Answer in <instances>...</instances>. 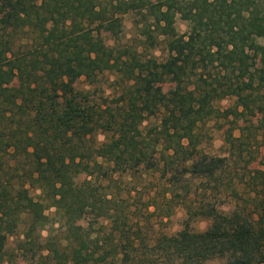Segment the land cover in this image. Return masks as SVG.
Instances as JSON below:
<instances>
[{
  "label": "trees",
  "instance_id": "obj_1",
  "mask_svg": "<svg viewBox=\"0 0 264 264\" xmlns=\"http://www.w3.org/2000/svg\"><path fill=\"white\" fill-rule=\"evenodd\" d=\"M263 4L0 0V264L11 263L8 235L24 222L27 240L20 249L47 252L46 264H264L263 190L256 193L254 213L225 214L211 203L188 202L189 180L217 181L228 161L200 151L204 125L217 118L248 123L239 138L228 130L226 141L234 148L243 145L245 130L264 134V45L255 42L264 39ZM128 14L146 28L143 47L163 38L165 62L110 45L121 39ZM174 14L188 23L186 36L177 32ZM50 23L61 25L58 35L47 34ZM104 72L123 80L116 113L91 104L88 92H65L67 80L93 84ZM166 84L177 91L157 94ZM227 98L235 105L222 112L215 102ZM100 132L107 141L97 146ZM94 157L109 163L110 183L116 174H159L166 212L160 194L144 211L129 196L114 195L109 184L85 180L75 190L71 171ZM30 189L40 191L39 199L24 206ZM175 201L188 212L184 229L153 236L150 217H169ZM49 209L69 226L87 215L103 223L96 232L82 227L68 240L43 243L39 233L50 222ZM197 218L210 220L206 231L193 230Z\"/></svg>",
  "mask_w": 264,
  "mask_h": 264
},
{
  "label": "rangeland",
  "instance_id": "obj_2",
  "mask_svg": "<svg viewBox=\"0 0 264 264\" xmlns=\"http://www.w3.org/2000/svg\"><path fill=\"white\" fill-rule=\"evenodd\" d=\"M264 7V4H263ZM175 27L180 36H186L189 32V25L181 19L178 14H174ZM61 30V25L58 23H50L48 25V35H58ZM106 38H109L107 32L103 33ZM146 28L141 24V18L135 14L125 15L123 18V27L121 39L119 42L108 40L110 45L124 46L131 51H135L143 59H156L159 62H165L169 57V52L163 38L160 39L159 45L156 47H143L142 40L146 37ZM264 45V39H257L255 42ZM256 84L259 82L255 79ZM16 82L14 81L13 84ZM177 86L174 84H166L157 87V94H167L177 91ZM65 92L71 89L74 91L88 92L91 98V104H96L99 109L103 108L107 112L116 113L121 105H118L123 92L124 84L119 74L113 72H104L100 74L96 82L90 84L86 79L67 80L64 84ZM155 92V91H154ZM216 107L224 112L227 109L234 107L235 101L231 98L219 100L215 102ZM101 118V116H100ZM249 118V117H248ZM102 119V118H101ZM256 120V119H253ZM248 123L239 120L237 123L232 118L214 119L204 125L200 133L202 143L199 147L202 153L210 156L227 158L226 168L220 174L217 181H206L203 179H193L190 181V197L188 202L211 203L217 209L225 214L235 210H241L246 213H254L258 200L256 193L264 191V134L261 131H244V143L242 146L232 147L227 143L228 130L232 129L233 136L239 138L242 135L240 127H245ZM146 123L143 125L145 126ZM150 126V125H149ZM143 128V127H142ZM144 129V128H143ZM97 146L107 141V134L100 132L94 138ZM110 173V165L100 157L86 159L80 162V167L71 171L73 179V188L80 190L82 183L85 180H92L100 184L111 186L110 191L114 195H121L124 198L130 197L129 201L133 205L139 206L145 211V204L152 202V197L160 194L158 203L162 206L161 196L162 184L165 181L160 180L159 174L152 176L143 175L141 173L128 174L120 176L116 174L113 178L115 182L110 183L109 177L105 174ZM161 188V189H160ZM130 190L131 195L128 191ZM163 190V189H162ZM256 190V191H255ZM180 194H185V191H180ZM40 191L30 189L27 200L21 202L24 206H30L39 199ZM166 212V207L162 206ZM155 208L151 207L150 211ZM150 217L148 231L155 235L173 236L184 229L185 223L188 220V212L183 205L174 202L172 213L169 217L159 215ZM50 222L40 232L41 242L48 239L51 240H68L72 238V234L80 231V228L94 230L96 232L102 225L103 220L97 219L95 216H80L76 223L72 226L68 222L55 215L54 209L46 211ZM210 225V220L205 218H197L191 223V227L195 232L201 233L206 231ZM27 225L21 223L14 234L8 235L7 252L11 256L10 264H46L44 256L47 252L40 254L38 252H24L20 249V243L27 240ZM72 233V234H71ZM94 234V233H93ZM30 242V241H29ZM66 242V241H64ZM35 249V248H34ZM37 249V248H36ZM207 264H222L219 261H212Z\"/></svg>",
  "mask_w": 264,
  "mask_h": 264
}]
</instances>
